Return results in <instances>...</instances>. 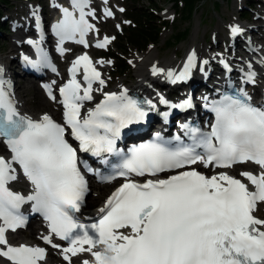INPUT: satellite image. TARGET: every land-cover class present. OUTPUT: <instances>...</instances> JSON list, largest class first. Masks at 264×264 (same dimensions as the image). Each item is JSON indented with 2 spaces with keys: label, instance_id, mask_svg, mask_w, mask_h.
I'll return each instance as SVG.
<instances>
[{
  "label": "snow or ice",
  "instance_id": "1",
  "mask_svg": "<svg viewBox=\"0 0 264 264\" xmlns=\"http://www.w3.org/2000/svg\"><path fill=\"white\" fill-rule=\"evenodd\" d=\"M70 3L71 10L60 9L63 18L55 25V34L61 46L73 41L88 47L85 37L95 28L86 17L95 19V13L85 11L87 0ZM104 15L113 13L106 8ZM231 31L235 35L241 30ZM110 43L105 37L95 47L104 49ZM58 50L64 54L63 47ZM195 56L193 52L188 57L179 75L169 71V80L187 79ZM42 60L47 63L46 56ZM81 69L86 86L77 79ZM69 74L71 78L59 88L63 124L47 114L38 121L22 117L0 81V137L12 154L10 160L0 156V258L9 264H41L46 259L43 248L14 247L6 237L23 226L21 207L32 202L34 211L48 221L51 235L43 237L44 242L59 249L67 264L85 253L91 260L81 264H264V219L254 214L258 204H264V108L253 106L246 94L226 96L213 107L216 123L211 133L198 135V129H191L190 146L170 147L157 135L134 147L122 157L115 175L106 178L126 182L99 210V220L85 224L75 214L81 212L88 183L78 166L77 149L66 139L67 130L82 152L119 154L116 142L123 130L143 122L148 112L123 91L104 93L94 108L82 113L85 103L94 100L93 85L103 89L105 80L87 54L72 62ZM46 91L50 99H57L50 86ZM248 162L261 171L241 172L243 180L227 171L206 176L191 169L197 163L231 169ZM13 165H19L33 186L31 195L11 190L18 178ZM161 173L175 174L158 178ZM133 176L155 179L137 182ZM54 238L67 246L54 243Z\"/></svg>",
  "mask_w": 264,
  "mask_h": 264
},
{
  "label": "rangeland",
  "instance_id": "2",
  "mask_svg": "<svg viewBox=\"0 0 264 264\" xmlns=\"http://www.w3.org/2000/svg\"><path fill=\"white\" fill-rule=\"evenodd\" d=\"M262 0H204L203 3L197 5L191 16L187 17V13H183V9L177 5H173L172 0H147L140 1L136 6L147 9L146 14H151L154 17L156 29L159 32V39L154 45L148 44L144 50L137 52L130 47H125L120 54L122 59L127 62L129 71L116 76L113 74V65L108 60L106 53L109 50L115 51L114 43L119 35L123 34V30L128 28L130 23L126 16H129L121 9L125 7H132L133 4L128 3L127 0H109L108 6L113 13L111 17L105 16L101 9L97 11V19L95 21V36L108 37L111 43L104 49L88 50L94 59L104 61L106 67L103 70L104 76L109 81V88L117 86L118 83L123 85L135 84L137 77L135 76V64L132 62L139 55H144L147 52L160 48L158 54L160 57H166L167 60L174 59L173 64L178 63L190 49H195L198 59L204 61L210 55L215 59V55L219 52L223 53L225 49L232 43L233 35L231 29L233 24L241 26L257 27L261 24L259 19L260 11L262 10L260 4ZM151 4V5H150ZM253 5L251 9H247L246 5ZM30 5H40L45 12L47 18H50L52 13L49 11L46 0H10L9 5H1L0 9V23L5 25L7 22V33L0 34V60L6 64H14L17 61L16 52L10 53V45L18 34L19 29L14 31L13 24H24L20 19H27V14L31 13ZM243 14L244 16H239ZM162 22V23H161ZM129 23V24H128ZM151 24V26H154ZM10 30V32H9ZM98 30V31H97ZM185 32L187 35L179 42L172 41L173 37L178 33ZM244 35L236 38V49L232 54H242L240 46L245 45ZM239 52H238V51ZM194 51V50H193ZM230 54V53H229ZM176 55V56H175ZM72 55H67L57 59L58 64H66ZM138 60V59H137ZM216 65V62L215 64ZM208 71V70H207ZM206 71V72H207ZM210 83V82H209ZM208 83V84H209ZM17 98L20 97L23 106L26 105L31 113H44V107L37 106V102L44 97L38 90L37 82L34 81L33 86L22 91L20 94V85H24V81L17 79ZM21 95V96H20ZM45 106H54L50 103H45ZM1 149V147H0ZM243 169V168H241ZM106 188L102 197L94 201L93 206L97 207L102 203L107 194L113 189ZM92 194V186L90 188L89 197ZM257 217L264 219V204H260L256 213ZM26 234V230L22 231ZM1 262V260H0Z\"/></svg>",
  "mask_w": 264,
  "mask_h": 264
},
{
  "label": "bare ground",
  "instance_id": "3",
  "mask_svg": "<svg viewBox=\"0 0 264 264\" xmlns=\"http://www.w3.org/2000/svg\"><path fill=\"white\" fill-rule=\"evenodd\" d=\"M109 3V1H108ZM108 3L105 5L101 6V10L104 13V10L107 8L109 9ZM110 10V9H109ZM17 25L19 23H16ZM232 26L234 27H238L241 31L240 32H244L247 31L249 29H252V31H254L256 33V35H258V38H255L257 40V43L255 44V46L259 47V51L262 52L263 56H264V23L262 22L261 24H259L257 27L254 26H241V25H237V24H233ZM23 28H25L24 25H22ZM233 38H239L240 34H233ZM104 39V37H100L98 39L95 40L94 35L91 37V43L94 42V45H96V43L98 41H102ZM19 40V39H18ZM12 44L10 45V53H14L16 52V55H20V51L22 50L23 47H18L16 45V40H14L13 42H11ZM116 43V41H115ZM114 43V45H115ZM131 48V47H130ZM93 49H98L97 47H92L89 46L87 48V50H93ZM134 49V48H132ZM137 52H141L142 50H136ZM160 48H155L154 50H151L149 52H147L144 55H139L136 57V59L132 62V64H135L136 69H135V76L137 77L134 86L135 91H143V88L149 87L150 84H155L158 86L161 85H166L170 83V80L168 79L167 73L169 71H173L175 69H177L178 65L181 62L185 61V58H187L188 56H190L193 52L196 53L195 49H190L186 52V54L184 55V57L176 64H173L175 62L174 59H169L167 60L166 57H160L158 52H159ZM194 50V51H193ZM22 52V51H21ZM218 54V53H217ZM217 54L215 55V59H218ZM67 52L64 53L63 55L59 54L57 55V59H60L61 57L67 56ZM176 56V55H175ZM236 59H238L237 57H235ZM138 59V60H137ZM97 61V60H96ZM213 59L212 57L209 55V57L207 58L206 61H202V60H198V57L195 56V65H194V71L199 72V74H203V72L206 69V65L208 62H212ZM106 63H103L102 65H98L101 70L103 71L106 67ZM153 68L159 69L160 72L157 75H153ZM34 82L30 79L24 81V85L19 87L20 89V94H22V91H26L28 89H30L33 86ZM124 83H118L117 86L112 87L111 91L114 90H121L125 87H133L132 85L126 86L123 85ZM18 85L16 86L17 89ZM39 90V89H38ZM40 91V90H39ZM107 92H110V90H108ZM21 96V95H20ZM14 101L16 102L18 108H20V110L22 112L25 113V115L29 118H31L34 121H38L40 120V118L47 114L48 116L54 117L55 116V109L53 107H49V106H45V103H48L44 98L40 101L37 102V106L39 107H44L43 110L45 111L44 113H34L32 114V111H29L28 108L26 107V105L23 106L22 104V100L20 97L18 98H14ZM0 147L2 148V146L0 145ZM2 157L4 156V154L1 155ZM242 169V171L247 170L246 166H241L238 167L237 169ZM92 184V194L88 199V203L87 206L85 208L84 211H88L85 213H88L91 217H95L100 213V208L103 206L106 197L104 199V201H102V203L100 205H98L97 207L93 206L94 201L99 200L102 195L105 193V189L112 187L115 183L113 184H109V185H104V186H98L96 184ZM260 204H258L257 206V210L255 213H257L258 211V207ZM23 232L22 231H16L14 234H10L8 236V241L10 244L14 243L16 245L18 244H27L31 247H40L46 250L47 255H46V259L41 262V264H67L66 261H64L63 256L60 252L59 249L57 248H53L50 249L48 247H50L49 244H46L44 242L43 237L48 236L47 232L45 230V228L43 227V225L41 224H37L36 222L31 223L28 227H26V234L22 235ZM59 245H61V247H65L62 243L59 242H55ZM83 259H89L91 260L90 256L88 254H82L81 256L78 257H74L73 258V264L79 263L81 262ZM0 264H7L6 262H0Z\"/></svg>",
  "mask_w": 264,
  "mask_h": 264
},
{
  "label": "trees",
  "instance_id": "4",
  "mask_svg": "<svg viewBox=\"0 0 264 264\" xmlns=\"http://www.w3.org/2000/svg\"><path fill=\"white\" fill-rule=\"evenodd\" d=\"M128 3L133 4L132 7H127L126 14L129 16L128 20L132 26L125 29L122 35H119L114 45L115 51H108L107 57L113 61V71L117 76H120L129 71V67L124 59L121 57L123 48L131 47L136 50H144L148 44L154 45L159 39V32L156 29L154 17L151 14H146L147 9L139 8L136 5L140 1L147 0H127ZM153 2V0H151ZM173 5H177L183 9V13H187V17L191 16L195 7L204 0H172ZM10 0H0L1 5H9ZM151 5V4H150ZM251 7V5H248ZM162 23V22H161ZM154 24V26H151ZM7 27L0 23V33H6ZM187 35L185 32L178 33L172 39L174 42H179Z\"/></svg>",
  "mask_w": 264,
  "mask_h": 264
}]
</instances>
